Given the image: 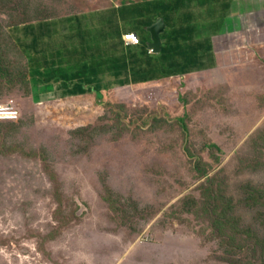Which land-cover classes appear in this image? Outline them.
<instances>
[{
	"label": "rangeland",
	"instance_id": "rangeland-1",
	"mask_svg": "<svg viewBox=\"0 0 264 264\" xmlns=\"http://www.w3.org/2000/svg\"><path fill=\"white\" fill-rule=\"evenodd\" d=\"M110 3L0 0V264H264V13L204 75L35 100L10 29Z\"/></svg>",
	"mask_w": 264,
	"mask_h": 264
},
{
	"label": "crops",
	"instance_id": "crops-1",
	"mask_svg": "<svg viewBox=\"0 0 264 264\" xmlns=\"http://www.w3.org/2000/svg\"><path fill=\"white\" fill-rule=\"evenodd\" d=\"M166 8L169 9L167 15L165 14ZM263 13L264 0H111L108 7L103 9L66 16L50 21L49 24L53 27L56 22L68 21L71 25L74 20L71 17L79 16L76 19L78 23L84 21V27H82L84 29L88 27L86 23H90L91 19L96 20L97 23L108 21V24L99 23L96 29L98 34H94L95 36L92 34L93 37H90L91 35L84 30L82 39H77L78 45H81L82 40L85 41L83 48L85 52L90 51L88 59L91 62L96 59L97 52H100L98 51L100 46H103L106 47L105 52L113 55V57H108V61L110 58L117 59L119 56L126 65V56L131 57L132 47L135 45L127 43L123 37L131 33L138 36L141 46L144 44L147 46L148 53H145L148 55L144 57L140 49V54L142 53L143 56L141 55L138 59L139 62L146 64L148 60L157 61L164 49L162 41L164 36L169 39L171 46V49L163 50L164 58L172 60L173 65L177 64L183 71L178 77H194L204 75L219 67L220 51L216 41L223 44L224 39L230 35V27L237 31L240 30V34H243L241 32L244 28H251L252 32L257 33L258 29L255 28L258 24L255 19ZM160 18L165 21L166 29L161 35V52L153 54L148 48L151 44V34L148 29ZM105 27L110 29L109 33L104 30ZM115 47H121L124 53L117 54ZM155 55L159 57H153ZM107 76L110 77L109 71ZM85 89L94 91L96 88L94 85H87ZM112 90L102 91V93ZM95 94L93 92L77 97H91Z\"/></svg>",
	"mask_w": 264,
	"mask_h": 264
},
{
	"label": "trees",
	"instance_id": "trees-1",
	"mask_svg": "<svg viewBox=\"0 0 264 264\" xmlns=\"http://www.w3.org/2000/svg\"><path fill=\"white\" fill-rule=\"evenodd\" d=\"M168 8L165 9L166 15L169 12ZM78 17H71L74 19L71 27L79 31V35L71 37L73 47L78 45L77 39H82V32L84 31L82 29L84 21H82L83 23H78L76 19ZM49 22H40L37 25L27 24L24 28L13 27L10 29L12 34L9 33L10 37L27 57L32 84L38 91L36 96H34L35 100H40L47 96L45 94L48 93L52 86L55 89L53 95L55 99L76 97L93 92L96 93L97 98H101L102 91L174 78L183 73L177 64L176 66L173 65L172 60L169 61L167 57L164 58L163 50L171 49L169 39L164 36L162 38L164 49H162L160 57L153 56L159 57V59L157 61L148 60L146 64L138 60L141 55L143 56L142 53H144V57L148 55L146 44L141 46V43L132 47L131 57L126 56V65L119 56L117 59L110 58L108 61V57H113V55L105 52L106 47L103 46H100V50H98L100 52H97L96 59L91 62L88 59L90 51L85 52L83 48L84 40L81 43V51L77 55L74 53L76 49H71V46H67L68 40L64 44L63 54L62 48L55 49L54 47L52 49L50 46V51H52L53 55L49 56V45L44 43L43 39L50 34L54 37V33H56ZM30 37L32 41L28 42L27 39ZM115 49L117 54L124 53L121 47H115ZM140 49L142 51L141 54ZM65 51L68 54L66 59L62 58L66 54ZM92 63L94 64L93 67ZM108 65L109 67H107ZM108 71L110 72V77L107 76ZM87 85H94L96 89L94 91L87 90L85 89ZM39 89H42V91ZM38 94L44 95L40 96Z\"/></svg>",
	"mask_w": 264,
	"mask_h": 264
},
{
	"label": "built area",
	"instance_id": "built-area-1",
	"mask_svg": "<svg viewBox=\"0 0 264 264\" xmlns=\"http://www.w3.org/2000/svg\"><path fill=\"white\" fill-rule=\"evenodd\" d=\"M124 41L129 44H139L138 36L134 33L127 34L123 37ZM19 118V111L13 105L0 104V121H15Z\"/></svg>",
	"mask_w": 264,
	"mask_h": 264
},
{
	"label": "water",
	"instance_id": "water-1",
	"mask_svg": "<svg viewBox=\"0 0 264 264\" xmlns=\"http://www.w3.org/2000/svg\"><path fill=\"white\" fill-rule=\"evenodd\" d=\"M166 23L160 18L152 26L149 27L148 31L151 34V44L148 46L149 50L153 54H159L161 52V35L165 32Z\"/></svg>",
	"mask_w": 264,
	"mask_h": 264
}]
</instances>
